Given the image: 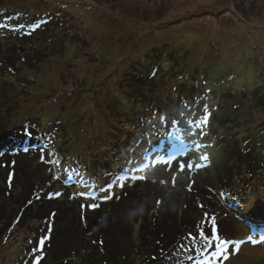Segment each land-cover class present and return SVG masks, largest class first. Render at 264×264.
I'll return each mask as SVG.
<instances>
[{"label":"rangeland","instance_id":"obj_1","mask_svg":"<svg viewBox=\"0 0 264 264\" xmlns=\"http://www.w3.org/2000/svg\"><path fill=\"white\" fill-rule=\"evenodd\" d=\"M157 20L160 33L151 27ZM263 94L264 0H0V264L60 263L56 245L80 222L102 227L104 250L84 243L79 264H110L108 225L138 216L137 234L148 217L153 234L161 221L145 209L175 210L168 204L187 187L198 206L182 227L198 236L214 218L219 237L232 241L203 251L197 239L200 256H214L190 260L264 264ZM177 138L186 148L169 166L162 161ZM142 157L147 168L137 166ZM181 159L188 175L176 168ZM221 170L227 179L216 181ZM162 172L163 191L173 194L151 202L145 190ZM195 188L214 209L207 218L202 208L204 222ZM23 194L45 202L41 215L57 216L54 242L36 254L46 225L30 205L20 209ZM111 198L120 208L89 207Z\"/></svg>","mask_w":264,"mask_h":264},{"label":"trees","instance_id":"obj_2","mask_svg":"<svg viewBox=\"0 0 264 264\" xmlns=\"http://www.w3.org/2000/svg\"><path fill=\"white\" fill-rule=\"evenodd\" d=\"M154 23H155L154 26H151V27L156 28L157 32L161 31L162 25H159L160 21L158 22V20H157ZM6 27L7 26L5 25V28ZM47 29H48V27H46V26L43 29L44 32H46V34H42V32L38 31V30H40L39 28L36 29V32L38 31L39 35L42 34V35L47 36L48 35ZM51 29L52 28H50L49 30H51ZM19 31L21 32L23 30H19ZM185 38H186V36H185ZM15 53H18L19 59H20V57H22L20 55L21 53H19V52H15ZM140 88H141V85H140ZM262 96H264V94ZM230 97H231V99H233V96L230 95ZM234 106H237V105L234 104ZM234 106H232V107H234ZM232 107H231V111L233 113L237 112V111L233 110ZM239 107H241V106H239ZM242 111H243V107L241 108L240 113ZM238 114H239V112H238ZM237 116L238 115H236V117ZM129 123L133 124L132 120H130ZM125 124L126 123H123V125H125ZM202 139H206V138H202ZM4 144H5V142L0 145V149H3ZM224 148L226 150V147H224ZM242 148H243V146H241L240 148L238 147L239 150H241ZM236 149H237V147L235 148V152L238 151V149L237 150ZM244 150H247L246 146L244 147ZM234 156H236V155H234ZM175 165H176V168H179V163H177ZM222 166H223V164H222ZM191 169H192V167H191ZM259 170H261V168ZM215 171H217V170H215ZM186 173L187 172L184 171V175H188ZM190 173H192V172H190ZM225 173L227 174L226 171H222V170L219 171L218 176L215 175V180L216 181L220 180V177L223 176ZM163 174H164V172H162L161 176H159V178H158L159 180H155V183H153V184L150 183L151 185L147 186V188L145 190V195H144V197L147 198V200H149V201L151 200V202L152 201L157 202L158 199H161V198L168 199L172 196V194H173L172 191H168V192L163 191L162 184L165 183V179H164L165 177L163 176ZM167 174H168V171H167ZM226 174H225V176H223L224 181L227 179ZM160 178H161V180H160ZM60 182H64V180H61ZM178 187L174 186L173 189L174 188L179 189ZM190 188H192V187H189V188L187 187L188 193L186 192L187 190L183 193L180 192L179 190H176V194L180 192L179 198L175 199L174 197H172L173 198L172 203L168 204V206H167L168 208H170L173 204H176L175 210H173V211H169V212L165 213L166 209L163 206L162 208H164L165 210L163 209L164 212H162L160 210V208H157L155 206V203L152 204L150 209H147V210L145 209L144 213L146 216L149 214H152L153 215L152 218H154L156 222H158L157 220L161 221V227L158 230L155 229L153 231V234H150L152 232H149L146 230L148 227L147 225H149V224H146V221H148L147 220L148 217H144V224L139 229V232L137 234L134 233V225L137 222L138 216L135 219H133V221H131V219L129 217L125 216L121 225H120V221L117 223H113L111 225L109 224L108 228L111 230V236H112L111 246L113 247L112 252H109V251L107 252V254H110L108 256V257H110V261H111L110 264H163V263L167 264L170 261H173L174 259L178 260V264H200L198 261H195V259L196 258L199 259V256H200V253L198 252L199 251V248L197 246L198 244L194 243L192 239H189L188 238L189 235L187 234V233L193 232V229H190L193 227L191 225H188V224L186 226L182 227V220L187 217V215H188L187 213H189V211L192 208L196 209V207L198 206V204H194L193 202L190 204V202H189L190 197H191V194L189 192L192 193V190H193V188L192 189H190ZM195 189H196L197 195L194 197V199L196 202L198 201L201 203V204H199V208H201V209L198 208L199 212H197V213H199L198 218L200 219V222H204L206 218L204 216H202V208H203L207 218L209 216H211V211H213L214 209L209 208V203H208V201H206V197L203 194H201L197 188H195ZM74 193L75 192L73 191V197L75 196ZM115 196H116L115 198L119 197V195H116V194H115ZM22 197H23L22 199H24L25 195L23 194ZM181 197H183V198H181ZM32 198H28L27 201H26V199H24L25 202H22V199H21L22 204L21 205L19 204L20 209L23 210V208L25 206L30 205V207L28 206L29 207L28 209H27V207L24 209L30 211L31 213L38 212V211H36V208H38V205L42 206L45 202L44 203H42V202L37 203L35 196H33ZM76 198H77V196H76ZM115 198L114 199L111 198V200H109L107 202L103 201L104 203H97V205H98L97 209L99 208L103 211V210H108L109 208H112V209H115V207L120 208V202L115 204V202H116ZM72 199H70L72 205L73 206L77 205L76 203H78L77 202L78 198L74 199V200H72ZM181 199H183V201H181ZM48 202H51V201H48ZM84 203L89 204L86 202H84ZM206 203L208 206H206ZM169 205H170V207H169ZM56 206H57V204H56ZM177 208L180 209L179 212H181V213H179L177 211ZM43 209L46 210V208H43ZM61 211H62L61 209H59V210L57 209V214H58V212L62 213ZM47 214H48V212H47ZM65 214L67 215V213H65ZM32 217L37 222H40L42 220L45 222V223H43L44 225H46L45 227L38 228V229H40V234L41 235L47 234V236L49 237L48 239H50V242L51 243L54 242V238L52 236L53 232H54V234H56V231H58V229H59L58 227L53 228V226H52V223L57 221V216H56L55 212H52L51 214H48V215H44V214L41 215L38 212L37 216L34 215ZM68 220L74 225L73 220H70V219H68ZM212 220L213 219H211V220L207 219V221H212ZM214 220H215V226L218 230V228H219L218 222H216V219H214ZM2 224H3V222L1 223V225ZM76 224H77L76 226L78 228H72L70 235H68L66 239L64 238L65 241H59L57 243V245H56L57 249H59L60 247L63 248V252L61 253L62 254L61 257L63 258V260L60 261V263H58V261H56L55 264H79V260L81 261V259L84 257V254L86 253V249H87L83 245L84 243H88V245L91 248L92 247L94 248L95 245H97V246H99L101 251L104 250L103 246H102L103 244L98 245L101 243V240L104 239V238L100 239V237H99V233H101L100 229H102V227L101 228L99 227L100 226L99 224L92 225V228L90 226H88V224H85L83 227H81L82 226L81 222H80V226H78V223H76ZM125 225L127 227H122ZM130 225H131V227H130ZM4 226H5V223H4ZM41 226H42V224H40V227ZM94 226L96 227L95 229L93 228ZM0 227H1V229H0V241H1L4 230H3L2 226H0ZM201 227L205 229L204 226H199V228L197 229L198 232H199V229ZM211 228H212V226H210V228L208 229L209 231L207 230V233L209 236L211 235ZM68 229H70V228H68ZM97 229H99V232L96 231L97 232L96 233L95 230H97ZM74 230L77 232V235H75V237L73 238ZM144 230L149 235L143 234ZM218 234H220V233L218 232ZM220 239L227 240L228 241L227 244L232 242V241L228 240V238L226 236L222 237ZM50 242L47 241L48 244H50ZM209 242L213 246L214 250H215V247L218 246V244H219V240H215V241L212 240L211 241V238L209 239ZM195 245H196V248H194ZM107 250L108 249H106L104 252H106ZM213 254L214 253L208 252L205 254L204 258L200 256V262L201 263H207V261H211L208 259L211 258V256L213 258V256H214ZM193 257H196V258L193 261L190 260V259H193ZM172 258H174V259H172ZM53 260H55V259H53ZM43 264H46V262L44 261Z\"/></svg>","mask_w":264,"mask_h":264},{"label":"snow or ice","instance_id":"obj_3","mask_svg":"<svg viewBox=\"0 0 264 264\" xmlns=\"http://www.w3.org/2000/svg\"><path fill=\"white\" fill-rule=\"evenodd\" d=\"M26 134H27V135H31V133H30V132H27V131H26ZM177 140H178L179 142L172 143V144L170 145V147L168 148L167 153H166V155H167V159L164 160V161H162V162H164V163H167L169 166H171V163H172L174 160H176V159H177V156L180 155V154H182V153L185 151V148H186V144L183 142V140H180L179 138H177ZM140 164H143V167H144V168H147V167H148V164H147V163H144V157H142V158H141V161L138 162V165H137L138 168H139V165H140ZM185 166H186V165H185L184 161L181 159L180 162H179V168H178V171H181V172L184 171ZM187 167H188L189 169H191L192 165H191V164H188ZM140 170L142 171L143 168H140ZM129 171H132V169H130ZM131 178H133V179H135V178L144 179L145 177H144V176H138V177L134 176V177H131ZM172 179H173V182H175L176 177L173 176ZM109 187H110V186H109ZM82 195H83V193H82ZM103 198H104V199H110V197H108V196H105V197H103ZM157 203H159V202H157ZM89 207H91V208H96V207H98V205L95 204V203H92V204L89 205ZM48 238H49V237H48L47 235H41V236L38 238V240H37L36 247L32 250L33 253H38V252H40V251L42 250L44 244H45V241H46ZM188 238H189V239H192L194 243H195L196 240L198 239L199 242H200V244L203 246V248H202L203 251H207L208 247L211 246V245L209 244V239H210V238L213 239V240H219V245H218V247H222L223 245H226V244L228 243L227 240L220 239L219 234H218V230H217V228H216V226H215V220H214V218H213V220H212V228H211V235H210V236L208 235V233L206 232V230H205L204 228L201 227V228L199 229L198 236H195V235H193L192 233H189V237H188ZM218 255H219V254H218ZM224 258H226V256H225ZM32 264H39V258H36V259L32 262Z\"/></svg>","mask_w":264,"mask_h":264},{"label":"clouds","instance_id":"obj_4","mask_svg":"<svg viewBox=\"0 0 264 264\" xmlns=\"http://www.w3.org/2000/svg\"><path fill=\"white\" fill-rule=\"evenodd\" d=\"M142 213H143V209L142 208H138L135 211H133L132 215L135 216V215L142 214Z\"/></svg>","mask_w":264,"mask_h":264}]
</instances>
